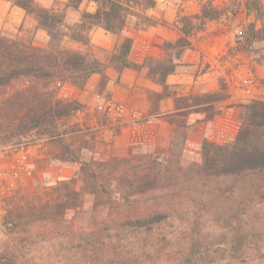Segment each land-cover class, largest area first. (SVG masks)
Here are the masks:
<instances>
[{
	"label": "rangeland",
	"instance_id": "rangeland-1",
	"mask_svg": "<svg viewBox=\"0 0 264 264\" xmlns=\"http://www.w3.org/2000/svg\"><path fill=\"white\" fill-rule=\"evenodd\" d=\"M120 1L124 30L114 34L92 20L79 28L84 13L97 11L93 0H83L77 9L69 0H35L64 14L72 32H83V42L67 39L64 47L97 60L105 76L97 73L99 81L91 87L92 74L82 89L70 82L49 84L56 98L83 105L61 123L59 138L32 131L0 139V264H264V179L183 177L182 186L148 192L130 204L117 200L95 208L94 198L83 195L81 206L58 223L17 222L21 210L30 213L31 207L80 191L78 161L127 158L134 148L146 151L151 145L167 153L177 128L187 137L184 157L196 163L204 140L222 145L236 138L239 105L264 101V45L246 40L249 25L260 29L264 17L249 12L247 0ZM203 7L220 20L204 18ZM154 28L166 31L167 38H152ZM0 31L39 47L49 41L33 15L7 0H0ZM127 39L128 59L146 67L117 70L121 64L112 57ZM166 61L178 67L164 88L148 76V68ZM127 69L137 72L136 78L123 76ZM30 84L13 83L0 92V102ZM123 128L133 132L116 144ZM11 207L13 231L3 224L4 209ZM157 212L168 220L150 233L118 238L122 221Z\"/></svg>",
	"mask_w": 264,
	"mask_h": 264
},
{
	"label": "trees",
	"instance_id": "trees-1",
	"mask_svg": "<svg viewBox=\"0 0 264 264\" xmlns=\"http://www.w3.org/2000/svg\"><path fill=\"white\" fill-rule=\"evenodd\" d=\"M13 5L33 15L41 29L45 30L49 41L45 47L27 44L18 38L0 31V92L13 83L27 79L31 84L21 91L8 95L0 102V139L19 137L32 131L41 132L51 139L61 136L60 125L71 119L83 105L77 100L64 101L56 98L49 84L60 81L70 82L84 88L92 74H102V64L90 60L85 54L71 51L64 47L67 39L83 42V32L74 33L65 23V15L39 6L35 0H7ZM83 0H69V6L78 8ZM98 4L95 13H84L79 28L85 27L87 20H92L105 31L117 34L124 30L122 4L120 0H93ZM156 3L152 2L151 6ZM246 8L253 12L258 20L264 17V6L260 0H247ZM203 16L207 19L220 20L219 14L203 7ZM248 45H264V25L257 29L249 25L246 36ZM130 39L113 54L112 60L121 64L117 70L130 68L138 70L145 64L132 63L128 56L131 52ZM178 65H170L168 61L148 68V76L164 88L167 77L177 71ZM240 129L234 140L222 145L203 141L200 159L194 163L184 157L187 137L177 128L170 149L166 153L158 152L155 146L134 148L127 158H113L107 162L95 160L78 161L81 165L80 175L82 188L80 191L70 190L67 197L54 203H44L31 207L30 213L19 212L18 223L30 222L58 223L63 220L66 211L76 209L82 204V196L94 198V207H102L118 203L130 204L137 196L158 190H168L182 186L185 177H204L210 180L231 182L247 181L256 183L264 179V101L253 100L239 105ZM12 135L8 137L9 135ZM184 177V178H183ZM192 177H190L191 179ZM183 181V182H182ZM66 186V185H65ZM14 207L4 209L3 224L13 231ZM168 220L166 213H152L136 219H127L118 225V238L123 234L137 231L150 233L154 226ZM28 223V222H27ZM12 225V226H11ZM11 226V227H10ZM108 233V230L102 231ZM107 239L112 236L106 234Z\"/></svg>",
	"mask_w": 264,
	"mask_h": 264
},
{
	"label": "crops",
	"instance_id": "crops-1",
	"mask_svg": "<svg viewBox=\"0 0 264 264\" xmlns=\"http://www.w3.org/2000/svg\"><path fill=\"white\" fill-rule=\"evenodd\" d=\"M154 29H155V31H153L154 33H153V35H151L152 38H157V36H166V38H167V35H166L167 32L166 31L164 33L162 31H159L157 28H154ZM136 73L137 72H134L133 70L127 69V70H125L123 72V76H127V77L130 76L133 79L134 77L136 78V76H137ZM90 80H91V85L90 86L94 87V85L96 86L97 82L99 81V77L97 76V74H94L90 78ZM170 82H171V77L169 76V78L167 79V83H170ZM90 86H89V88H90ZM115 100H116V98H115ZM109 103L114 104L113 101H110ZM115 106L116 105L114 104L112 106L111 110H113ZM117 114H119L118 111H116L114 116L117 115ZM158 116L159 115H153L152 117L156 118ZM132 132L133 131H132L131 128H123L121 130L120 134L116 136V144H118V143L122 142L123 140H125L127 138V136H129V134H132Z\"/></svg>",
	"mask_w": 264,
	"mask_h": 264
},
{
	"label": "built area",
	"instance_id": "built-area-1",
	"mask_svg": "<svg viewBox=\"0 0 264 264\" xmlns=\"http://www.w3.org/2000/svg\"><path fill=\"white\" fill-rule=\"evenodd\" d=\"M245 83H252V80H246Z\"/></svg>",
	"mask_w": 264,
	"mask_h": 264
}]
</instances>
